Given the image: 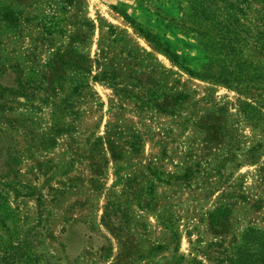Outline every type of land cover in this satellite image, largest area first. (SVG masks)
<instances>
[{
  "label": "rangeland",
  "instance_id": "1",
  "mask_svg": "<svg viewBox=\"0 0 264 264\" xmlns=\"http://www.w3.org/2000/svg\"><path fill=\"white\" fill-rule=\"evenodd\" d=\"M155 8L0 0V264H252L264 127L145 40Z\"/></svg>",
  "mask_w": 264,
  "mask_h": 264
},
{
  "label": "trees",
  "instance_id": "2",
  "mask_svg": "<svg viewBox=\"0 0 264 264\" xmlns=\"http://www.w3.org/2000/svg\"><path fill=\"white\" fill-rule=\"evenodd\" d=\"M161 3L166 5L168 13L161 9ZM157 5L159 26H137V31L187 75L233 90L238 111L255 128L262 129L264 0H157ZM120 14L135 24L125 12ZM4 17L15 21L10 14ZM186 50L200 55V59L196 58V70L186 64ZM191 174L187 171L182 178ZM219 225L218 220H209L212 229ZM240 240L243 262L264 264V231L248 227ZM249 246L251 252L246 253L244 249Z\"/></svg>",
  "mask_w": 264,
  "mask_h": 264
}]
</instances>
